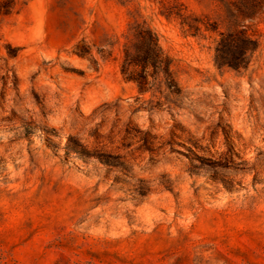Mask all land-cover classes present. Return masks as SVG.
Listing matches in <instances>:
<instances>
[{
  "label": "rangeland",
  "instance_id": "obj_1",
  "mask_svg": "<svg viewBox=\"0 0 264 264\" xmlns=\"http://www.w3.org/2000/svg\"><path fill=\"white\" fill-rule=\"evenodd\" d=\"M133 23L169 61L145 91ZM0 264H264V0H0Z\"/></svg>",
  "mask_w": 264,
  "mask_h": 264
},
{
  "label": "trees",
  "instance_id": "obj_2",
  "mask_svg": "<svg viewBox=\"0 0 264 264\" xmlns=\"http://www.w3.org/2000/svg\"><path fill=\"white\" fill-rule=\"evenodd\" d=\"M253 2V0H246ZM180 15V14H179ZM181 25H186L194 33L201 29L198 21H189L182 17ZM205 29H208L205 26ZM245 28L220 32L214 46V59L219 65L232 68L244 67L250 61V55L258 48V39ZM126 41L123 43V63L121 72L125 75L129 67L131 70L125 75L138 83L140 91L149 89L151 81L148 79L152 73L160 71L169 75V61L162 52L156 33L143 23L128 24ZM250 52L249 56L246 53ZM152 71H149V70ZM152 85V84H151Z\"/></svg>",
  "mask_w": 264,
  "mask_h": 264
},
{
  "label": "bare ground",
  "instance_id": "obj_3",
  "mask_svg": "<svg viewBox=\"0 0 264 264\" xmlns=\"http://www.w3.org/2000/svg\"><path fill=\"white\" fill-rule=\"evenodd\" d=\"M253 90V89H252ZM257 91V90H255ZM254 92V91H252ZM258 92V91H257ZM251 93V92H250ZM255 93V92H254ZM257 96V95H256ZM237 104V103H236ZM242 104V103H241ZM236 107V109H235ZM233 109L236 110L237 112V109L240 108L241 110V106H235ZM261 111V110H260ZM256 112V111H254ZM262 113V112H261ZM239 113L237 112L234 117L231 119V123L233 125V127H235V129L239 130L240 132H243V134L248 138L249 135L254 132L255 130V125H256V122H255V116H254V113H252L251 117H249L248 115H243L241 113V115L239 116L238 115ZM256 114V113H255ZM262 115V114H261ZM241 123V124H240Z\"/></svg>",
  "mask_w": 264,
  "mask_h": 264
}]
</instances>
